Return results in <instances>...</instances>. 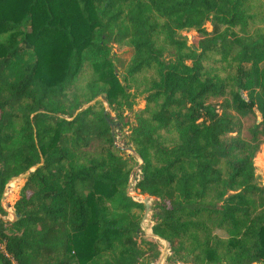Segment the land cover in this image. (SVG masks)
<instances>
[{
    "label": "trees",
    "instance_id": "obj_1",
    "mask_svg": "<svg viewBox=\"0 0 264 264\" xmlns=\"http://www.w3.org/2000/svg\"><path fill=\"white\" fill-rule=\"evenodd\" d=\"M262 148L264 0H0V264L156 262L135 168L167 262L263 264Z\"/></svg>",
    "mask_w": 264,
    "mask_h": 264
},
{
    "label": "rangeland",
    "instance_id": "obj_2",
    "mask_svg": "<svg viewBox=\"0 0 264 264\" xmlns=\"http://www.w3.org/2000/svg\"><path fill=\"white\" fill-rule=\"evenodd\" d=\"M206 27L208 29H211L212 26L209 22L206 23ZM183 35L188 38V41L190 44L195 42V38L197 36V32L194 30L190 31H184ZM114 54L116 55V64L119 68V70L122 72L124 70V66L128 59L130 58L132 54V50L129 47H124V48H118L114 47L113 49ZM137 103L136 105L138 107H144L145 106V101L143 96L137 98ZM106 105H108L106 103ZM113 115L115 113L113 112ZM132 120V117L130 118ZM113 132L116 134V141L117 144L123 148L126 152L134 154V149L127 145L126 138L125 136L128 133V127L123 128V129H118L116 124L112 125ZM141 162V159H139ZM255 166H256V181L258 183L264 184V149L262 148L261 151L257 154L255 157ZM136 175H137V168L134 169V173L131 175V180H130V186H128V191L130 192L131 195L136 197L139 200H143L146 203V210L144 214V219L142 221V228H143V234L142 236L144 238L150 239L152 241H158L162 254L159 257V259L154 262L153 264H176V263H171L167 262L166 258L168 255L171 253L169 249V243L167 241H164L155 235H153L152 232V225H153V217H152V200L148 201V199L145 196L139 195L137 190H135V184H136ZM25 182V176H20L17 178H13L7 185L5 192H4V199L2 200L3 205L5 209L8 212V215L5 217L7 220H14L15 219V209H14V203L15 201L19 198L20 196V191L24 185ZM177 264H184V263H177ZM264 264V263H263Z\"/></svg>",
    "mask_w": 264,
    "mask_h": 264
},
{
    "label": "water",
    "instance_id": "obj_3",
    "mask_svg": "<svg viewBox=\"0 0 264 264\" xmlns=\"http://www.w3.org/2000/svg\"><path fill=\"white\" fill-rule=\"evenodd\" d=\"M98 99H102V97L99 96L98 98H96L95 100H93L91 103L84 105L83 107H81L80 109L77 110V113L80 112L81 110L87 108L90 104H93V103L96 102ZM141 162H142V161H141ZM37 167H38V165H37L36 167H34V169H36ZM133 173H134V170H133ZM27 174H28V173H26V174H21V175H19V176H17V177L25 176V175H27ZM17 177H15V178H17ZM129 186H130V185H129ZM3 199H4V197H3ZM153 235H154V234H153ZM156 237H158V236H156ZM158 238H159V237H158Z\"/></svg>",
    "mask_w": 264,
    "mask_h": 264
}]
</instances>
